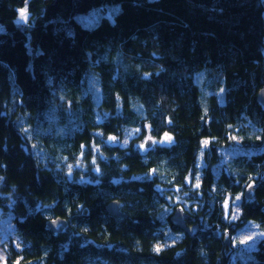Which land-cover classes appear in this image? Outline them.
I'll list each match as a JSON object with an SVG mask.
<instances>
[{"label": "trees", "instance_id": "obj_1", "mask_svg": "<svg viewBox=\"0 0 264 264\" xmlns=\"http://www.w3.org/2000/svg\"><path fill=\"white\" fill-rule=\"evenodd\" d=\"M111 4L113 21L76 18ZM0 24L2 264H233L226 235L264 229V0H0ZM127 127L141 133L109 141ZM147 134L171 142L141 150ZM239 194L232 222L224 201ZM116 199L126 217L108 213ZM178 205L193 237L171 221ZM237 258L264 264V239Z\"/></svg>", "mask_w": 264, "mask_h": 264}, {"label": "rangeland", "instance_id": "obj_2", "mask_svg": "<svg viewBox=\"0 0 264 264\" xmlns=\"http://www.w3.org/2000/svg\"><path fill=\"white\" fill-rule=\"evenodd\" d=\"M26 9V15H27V19L21 18L20 16V11L21 10H25ZM120 10V5L119 4H111V5H107L105 7H96L93 8L92 10L85 12V13H81L78 14L76 16L77 20L81 23H83L84 25H88V26H94L96 24H98L101 19L103 18V16H108L110 18V20H114V16L115 14ZM29 17V13L27 10V5H25L24 7H21L19 9V16L16 19V22L18 24H26L27 20ZM0 27L1 24H0ZM202 73V74H201ZM201 74V75H199ZM199 78V83L204 82L205 84L201 85V90H202V96H207L209 95L210 92L214 91L216 92V88H215V84L208 82V78L206 77V73L205 71L197 73L196 74V79ZM206 81V82H205ZM208 82V83H207ZM93 85V95H94V100L96 102V104H98L101 100V94L97 91L98 89V85L97 83L94 81ZM225 92V88L223 87L221 89V91L218 94H222ZM203 99V98H202ZM206 105H207V101L203 100L202 101V106L205 108L206 110ZM141 133V129L137 128V127H127L123 133V136L121 138L118 137H114L115 139H112L113 137H111L109 139L110 142H118L119 144H121L122 146H126L128 145L132 138L135 136H138ZM166 136L171 137L170 135H165L163 136L161 139H155L153 137H151L149 134H147L146 136L144 135V139L143 142L141 143H136L138 144L137 146L141 149L144 150L146 148H148V146L146 145L149 141L152 142V144H166L171 142V140H167ZM125 141L127 143H125ZM235 145L228 147L227 149H223V150H219V154H217V157L221 160L222 163H225L226 161H228L229 159H231L232 157L238 155L239 153H241L243 151V147L240 144V140L236 139L234 142ZM143 145V147H141ZM203 154H204V147L202 148V151L200 153V158L203 159ZM202 167L205 166H209V163L204 162V163H200ZM211 166V165H210ZM212 168H215L214 166H212ZM201 171L198 172L197 175H195L196 181H194L193 185L197 187V185H200V178H201ZM188 180H190V178H188ZM190 183V181H188ZM246 191H249V193H252V190H249V188L246 189ZM237 197H239V199H237ZM246 197V196H245ZM242 196L241 194L237 195L236 197L234 196L233 198H230L229 195L226 196V199L224 201V215L232 222L236 221L237 219H239L240 217V212H241V206H240V202L242 200ZM247 199H249L248 197H246ZM225 204H227V207H225ZM177 207H180V205H178ZM2 214L0 213V219H2ZM9 223L5 220L2 221V223L0 224V264L3 263V259H4V249L1 246V240L3 239L2 234L4 233V231H6L5 233H7V228L9 227L8 225ZM7 225V226H6ZM241 227L238 228V233L236 235L233 236L231 242H230V246H229V251H226L227 253H229V261H231V263H236V259H238L237 257H241L244 255L245 251L254 249L257 247V245L259 244V242L264 239V229L260 228L259 225H257L256 223H254V221H247L242 229H240ZM4 233V234H5ZM226 237H229V235H226Z\"/></svg>", "mask_w": 264, "mask_h": 264}, {"label": "water", "instance_id": "obj_3", "mask_svg": "<svg viewBox=\"0 0 264 264\" xmlns=\"http://www.w3.org/2000/svg\"><path fill=\"white\" fill-rule=\"evenodd\" d=\"M257 102L261 106L262 110L264 111V87L260 89V91L257 94ZM147 146H151L152 142L149 141ZM253 186L249 188V190H252ZM246 197L249 199L252 198V194L249 193V191H246L245 193ZM106 209L108 213H110L113 216L116 217H126V213H124L121 209V203L119 200H112L106 205ZM85 213L87 210L84 211ZM171 221L173 224L178 225L182 230H184L189 236L193 237L199 230L198 225H189L186 223L185 220V213L181 208H177L174 210V212L171 215ZM67 220L64 217H56L49 219L47 222L48 227L52 229L53 232L58 233L63 231V229L67 226ZM231 239L230 238H225L224 239V244H225V249L226 251H229V246H230Z\"/></svg>", "mask_w": 264, "mask_h": 264}, {"label": "snow or ice", "instance_id": "obj_4", "mask_svg": "<svg viewBox=\"0 0 264 264\" xmlns=\"http://www.w3.org/2000/svg\"><path fill=\"white\" fill-rule=\"evenodd\" d=\"M20 16H21V18L27 19L26 9L20 11ZM112 139H115V138L113 137ZM166 139L171 140V137L166 136ZM125 143H127V142L125 141ZM204 143L207 144L208 141H205ZM141 147H143V145ZM197 187H198V185H197ZM249 187H251V185ZM237 199H239V197H237ZM225 207H227V204H225ZM156 250L159 251V248H157Z\"/></svg>", "mask_w": 264, "mask_h": 264}, {"label": "flooded vegetation", "instance_id": "obj_5", "mask_svg": "<svg viewBox=\"0 0 264 264\" xmlns=\"http://www.w3.org/2000/svg\"><path fill=\"white\" fill-rule=\"evenodd\" d=\"M177 208H181V207H177ZM177 208H176V209H177ZM181 209H182V208H181ZM182 210H183V209H182ZM183 211H184V210H183ZM184 213H185V219H186V216H187V215H186V212L184 211ZM191 225H194V224H191ZM196 225H198V224H196ZM198 227H199V225H198ZM199 230H200V229H199ZM199 230H198V231H199ZM225 238H227V237H225ZM228 238H230V237H228Z\"/></svg>", "mask_w": 264, "mask_h": 264}, {"label": "bare ground", "instance_id": "obj_6", "mask_svg": "<svg viewBox=\"0 0 264 264\" xmlns=\"http://www.w3.org/2000/svg\"><path fill=\"white\" fill-rule=\"evenodd\" d=\"M202 74V73H201ZM201 74H199V75H201ZM121 203V202H120Z\"/></svg>", "mask_w": 264, "mask_h": 264}]
</instances>
